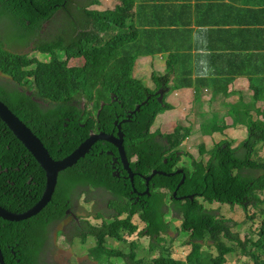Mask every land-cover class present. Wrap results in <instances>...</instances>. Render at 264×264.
Returning a JSON list of instances; mask_svg holds the SVG:
<instances>
[{"label": "trees", "instance_id": "obj_1", "mask_svg": "<svg viewBox=\"0 0 264 264\" xmlns=\"http://www.w3.org/2000/svg\"><path fill=\"white\" fill-rule=\"evenodd\" d=\"M116 1L114 10L79 9L76 13L71 10L74 0H0V27L6 31L18 30L21 47L34 44V52L50 56L49 62H43L27 54H15L5 49V44L10 43L4 44L0 40V72L11 78L0 80V100L45 142L47 135L55 136L53 142L59 137L69 153L89 135L87 128L94 123L87 120L75 101L78 97L96 98L95 111L100 108L101 101L108 103L98 118L99 126H105L109 115L110 126H115L117 116L127 118V110H136L140 105L132 120L122 124V131L126 135L128 157L139 156L132 169L144 175L151 171L156 161L162 170L171 171L177 161L171 152L182 143L179 138L190 133V129L179 125L171 133L152 129L161 114L173 109L166 101L169 92L194 88L195 101L202 105L200 97L205 85L212 87L209 88L212 101L220 92L226 96H238L243 89L236 91L231 86L239 76H245L253 92L251 101L244 103L241 94L238 102L226 106L229 115L238 118L237 123L248 126V137L238 149L232 148L228 142L210 151L201 146L200 152L203 156L209 153V159L195 162L192 169H187L178 194L195 197L184 206L186 220L174 237L169 235L167 208L162 194L145 197L141 203L135 204V191L143 192L145 189L142 178L137 175L132 183L123 174L115 177L112 169L106 167L110 158L106 153L81 159L60 173L48 212L43 210L40 215L19 222L0 218V245L5 264H17L19 258L20 264H43L42 257L51 238L49 216L52 215V222L58 220L55 206L66 203L74 192L80 195L82 186L103 189L104 198L113 196L108 206L114 212L113 217L99 212L89 198L85 202L96 209L93 216L101 223L84 220V227L74 223V238H80L83 244L94 241L88 253L91 259L99 261L98 264H113L114 259H120L124 264H243L244 259L238 251L248 255L247 249L254 264H263L259 254L264 250V239L256 240L249 235L243 242L240 233L234 230L241 219L251 222L256 217L263 219L264 214V160L253 159L257 146L264 145V124L259 119L253 121L251 115L253 109L261 104L259 101L264 100V73L245 65L239 67L234 56L221 60L213 58L210 63L195 68L193 56L179 51L186 46L182 39L183 29L194 17V23L199 27L221 20L222 27L216 30L217 33L225 35L230 48H233L235 34L240 33L243 44L237 47L245 50L253 41L264 38V0ZM99 2L92 0L90 4ZM61 11L70 18L67 24H71L74 30L56 38V34H52L49 40L40 39L43 25ZM81 14L86 16L85 21ZM175 14L177 19L173 20ZM253 18L256 20L252 21ZM60 51L65 52V59L56 54ZM157 54H169L167 73L152 76L157 87L151 90L134 73L141 55ZM75 57H82L86 64L82 68L69 67V61ZM200 69L205 76L199 81L205 84L194 82L195 70ZM162 87L169 92L160 101L155 94ZM104 92L114 93L119 102H113L110 96L105 97ZM198 116L202 120L203 134L218 130L215 127L217 116L207 118L203 113ZM67 118L73 119L68 127L65 126ZM81 124H85L86 129L80 128ZM106 131L112 132V129ZM47 146L55 160L62 158L58 146ZM165 158L168 164L164 163ZM18 167L27 168L28 177L19 180L15 186L13 181L18 176L14 174V168ZM172 179L179 184L182 176ZM170 181L162 176L154 179L157 186L169 185ZM45 184L44 169L0 119L1 206L10 211L20 210L22 198L27 197L33 202L32 206L37 202L35 198H40L43 193ZM214 203H217L215 208L209 207ZM175 204L180 207L182 203ZM223 208L230 211L240 208L243 218L226 214ZM250 211H254L253 216ZM134 214H139L145 223L140 232L138 226L132 224ZM262 228L264 232V220ZM134 232H138L139 237L149 238L147 247L135 241L130 242L129 251L126 247H114L115 242L127 244L124 236ZM184 234L188 239L180 248L187 246L189 253L183 261L174 258V252L177 240Z\"/></svg>", "mask_w": 264, "mask_h": 264}, {"label": "clouds", "instance_id": "obj_2", "mask_svg": "<svg viewBox=\"0 0 264 264\" xmlns=\"http://www.w3.org/2000/svg\"><path fill=\"white\" fill-rule=\"evenodd\" d=\"M91 1L92 0H89L88 2H86V4L84 6H79L78 5V2H75L74 1L73 6L76 5V10L86 9L87 11H94V10H89V7L102 5L101 0H100L99 4H92V5L90 4ZM116 6H117V4L115 5V7L113 9L109 8V9L102 10L100 12H104V11H107V10H114L116 8ZM95 11H99V10H95ZM75 12L77 13V11H75ZM62 13L61 12H58L56 16L62 15ZM81 15L83 16V20L85 21L86 20V16L84 14H81ZM172 18H173V20H176L177 19V14L173 15ZM194 18L187 25V27L183 29L184 34L182 36V39H183V42H184V44L186 46H182L181 47V49L179 51L181 54L182 53H190V51H192V54L191 55L194 57V56H196V54L193 53L194 47L195 46L196 47L198 46L199 49H197L198 51H196V53L197 52L200 53L199 55H201L202 58H204L205 61H207L208 63H210L213 58H216L218 60H221L223 58H226L227 59V58H232L234 56L238 60V62H239V67H244V65H245V54H244L245 53V50L239 49L237 47V45L235 46V37L232 40L233 48H230V44H228V45H222V46L216 45V44H214L212 42H214L215 40H221L220 39V36L222 34H218L217 31H216L217 29H211L210 28V24H207L206 27H199V26H197L194 23ZM223 36H225V35H223ZM237 50L239 51V53H238ZM158 56H162L164 58L165 64H166V69H167L169 54L168 55L167 54H157L155 56H144V55H141L137 59V63L136 64L139 65L140 60H142L143 58H147V57L156 58ZM69 63L72 65L73 58L69 61ZM85 64H86L85 63V60L83 59V63L81 64L82 66H80V67L71 66V67L72 68H82ZM135 70H136V68H135ZM166 73H167V70H166ZM155 74L158 75V76H164V75H166V74H159L156 71H152V73H151V82L154 83L155 88L152 89V87H148L151 90H155L156 87H157V85L155 84V82L153 80V77H152ZM134 75H135V77L137 79H139L141 81L142 78H139L140 77L139 74L136 75V71H135ZM172 78H173V75L171 76V81L173 80ZM145 85H147V84H145ZM162 88H164V87H162ZM160 89L157 91V93H159V98H158L159 100H160V97H161V93H160L161 90ZM164 89L167 90V88H164ZM182 89H185V88L176 89L175 91L173 90L171 92H169V90H167V91H165V93H162L163 98H164V96L169 92L168 95H167V98H166V101L168 102V100H167L168 99V96H169V99H170L171 94L173 92H175L174 95L177 96V98H178V101L176 102V104H173V103L168 102L169 104H171L173 106V109L172 110H175V109L180 108V104L183 102V100H182L183 98L182 97H183V95L185 93H183ZM192 93L194 95V100L191 101V104L192 105L191 106H188L187 114L190 115L191 112L194 111V110H196V114H195L196 116H198L199 113H203V114H206V115L207 114H211L213 112L212 111V108H211V106L213 105V101L211 100V98H209V100H207L209 103H206V101H205L204 104H203V102L201 101L202 102V105L196 106L197 103L199 104V102H196L195 101L196 91L194 90ZM103 94H104L105 97L111 95L110 98H112V101L113 102H116V101H114V99L117 98V97L115 96L114 93L111 94V93L104 92ZM163 98L160 101H163ZM91 100H93V99H91ZM147 101L146 102H143V104L147 103ZM238 101H239V99H237L235 101H226L225 98H223V99H216V102L219 104V107H218V113H216V116L218 117V119H217V126H215V127H217L218 130L217 131H214L212 134H209V135L203 134V131L201 130L202 137L203 138H210L211 142L214 143V145L211 148H207L204 144H202V145L205 146V150L210 151L213 148H215V146L221 145V143H226V142L230 143L231 146H232V148L238 149L245 142V140L248 137V126H243V125L237 123V119L238 118L236 116L229 115V110H228V107L226 106V105H229V104H234V103H236ZM250 101L251 100L247 101L246 98H245V96H244V103L249 104ZM96 102H97V99L95 98L94 99V104L91 107H89V106H81L80 107L83 111H84L83 108H86V109L93 108V111H94L93 118L94 119L87 118L88 121L93 120V122H94L93 123V126H99L100 121H99L98 118L100 116V113H101L102 109L105 107V105L108 104L106 101H101L100 102V108L95 111ZM102 102H104V103H102ZM138 106H140V105H137L136 106V109H137ZM223 106L226 107L227 109L222 112L220 108L223 107ZM183 110H184V108H183ZM97 111H98V117L95 115V112H97ZM128 111H133L128 116V118L123 119V118H120L118 116V121H116L117 119L115 120V124L117 126H120L121 127V132H122L121 136L119 135L120 127L118 128V130H117L116 133H112L111 132L112 134H114L116 137H118L120 139H122L123 138V135H124V132L122 131V129H123L122 128V124L125 123V122H130L132 120L133 116L135 115L136 111H139V110H127L126 117H127V114L130 113ZM169 111H171V110H169ZM166 112H168V111H166ZM164 114H162V115H164ZM84 115H85V113H84ZM251 115H252V120L253 121H255L256 119H259V121L262 124H264V119H263V117H264V110H263V107L261 106V104H259V107L253 109V111L251 112ZM86 116L89 117V115H86ZM160 117H163V116H160ZM120 119H122V120H120ZM66 120H67V123L65 124V126L68 127V123L71 122L73 119L67 118ZM172 124H176V126L179 125V126H181V128L184 126V125L177 124V123H172ZM172 124H169L168 126H172ZM188 126H192V125H188ZM79 127L82 128V129H86L87 126H85V124H81V126H79ZM152 129H154V128L152 127ZM156 129H160V127H157ZM100 131L105 132L103 130H100ZM161 131L163 133H171V132H168V131H163V130H161ZM238 131L241 132V135L240 136H236V133ZM102 132H99V134H101ZM191 132H192V130L190 129V133H188V135H184L183 138L182 137L179 138V140L182 139V143L180 144L179 147H176L174 149V152L177 153V155H175L174 152H171V153H173V155L177 159L175 166H178L177 168H181V169H174L173 170V168L175 167L174 166L172 168V170H173L172 173H169L172 170L169 171V172L162 170L160 164L156 161L152 165L151 171L149 173H146L144 175L143 174H137V173H135L133 171L132 164H134V163H136L138 161V159H139L138 154L137 155H132V156L128 157L127 152H126V149H125V153H124V156H123V154L120 153L119 146H117L115 143H113L111 141H108L106 139H102L101 140V141L106 142V143H111L113 146L116 147L117 150L115 148H114L115 150L112 149V148L111 149L114 152H118V155L122 158L123 162H125L126 167L130 163L129 160L132 162L131 163V166L129 168L127 167V172H128V175H129V178H130L131 182L133 183L134 178L138 175L140 178H142V180L144 181V184H145V189L143 190V192H137V191H135V195H139V194L140 195H144V197L141 199V201L145 197H151L152 198L155 194H159L160 193V194L163 195L164 202L166 204L165 208H167V213H170L171 219L172 218H175V219L178 220V223H180L179 230L182 228L181 227V224L183 225V222L186 220V213L184 211V206L187 204V202L193 201L194 200V197H195L192 194H186V195H179L178 194V192L180 190V186L182 185V182L184 183V181L186 179L187 171H188L187 169H192L193 168V164L195 162H201L202 160L207 161L209 159V153H207L208 156L207 155H204L203 156V153H201L200 150H199V155L202 156L203 158H201L199 160L197 159L196 161L193 160L192 163L189 164V165L184 160L181 159L182 156H183V153H187V152H183L181 148L186 143L185 140L190 136ZM184 133H186V132H184ZM245 133H246V136L244 135ZM231 135H234L233 138L230 137ZM45 137H46V140H47V142H46L47 144H52L53 146H55V145L58 146V151H59L60 155L62 156V158L61 159H58V161H63V160H65V159H67L69 157L68 151L66 149H64V143L61 142V140H60L59 137H58V139L55 140V142H53V139L55 138V136L47 135ZM215 140H217L218 142H216ZM96 145L97 144H95L94 145V148H92L91 151L84 158H82V159H86L88 156L95 157L97 154H99L100 149L96 148ZM134 146H135V144H134ZM201 146H200V149H201ZM243 151L245 152V150H243ZM104 153H106L108 156L109 155H111V156L114 155V153L112 151H111V153L110 152H102L99 155H103ZM133 157H134V159H133ZM128 158H129V160H128ZM258 158L261 159V160H264V145L263 144H259L257 146L256 152L253 155V159H258ZM165 160H168V159L165 158ZM78 162L76 164H78ZM76 164H74L73 166H75ZM68 168H70V167H68ZM112 173H113V175L115 177H118L116 175V171L115 172L112 171ZM177 175H181L182 176V179H181V181H180L179 184H176V181L174 179H172V178H174ZM157 176H162V177H166V178L171 179L169 185L157 186L156 183L154 182V179ZM80 189H81V191H79L80 192V195H77L74 192V193L70 194V197H69V199H68V201L66 203L61 204L60 206H55L54 209L57 210V213L55 215H58L59 216V219L52 222V221H50V218H51L52 215L49 216V222H50V225H49V234H50V237H51L52 228L54 226L63 225V227L59 231V234L61 236H63L65 238V240H68V242L70 244H73L74 242H79L82 245V247H87L89 243L94 242V241L93 240H90L88 243L83 244V241L80 238H74L73 237L74 223L77 224V225H79V226L84 227L85 225L82 224V222L84 220H88L90 222H92V220H89L87 218H80L79 215H77V213H76V205L78 206L79 203H80V201H83V205H85L86 207L92 208L91 205H89V204H87L85 202V200H88L89 198H92L91 201H93L95 203V207H97L96 198H99V197L104 198L102 196V194H103L104 191H103V189H99V188H96L95 189L93 187H83V186L80 187ZM109 197H113V196H109ZM135 198H136V196H135ZM53 200L48 205H46L41 211H39L36 215H34V216L40 215L43 210H45L46 212H48L51 209V208H48V206L53 202ZM141 201L137 202V199H136L135 200V202H136L135 204H139V203H141ZM175 202H181L182 204H181L180 207H178L175 204ZM74 207H75V209H74ZM70 209L72 210L73 214H71L70 216H68L67 215V212L70 213ZM249 213L253 216L254 211H250ZM123 215H128V214L127 213H124ZM91 216L94 218L93 220H96L95 217L93 216V213L91 214ZM135 217H137L139 219V221L144 224L143 228L140 229L139 225L136 224V222L134 221V218ZM0 218L3 219L2 217H0ZM30 218H32V217H30ZM30 218H28V219H30ZM256 218H257L260 226H256V227H253L252 226L251 229H250V232H248V233L258 234L259 235V238L262 237L264 239V232H263V228H262V221L264 219H259L258 217H256ZM171 219H167V221L169 223V228H170L169 229V232L173 229L172 224L170 223V221H172ZM254 219L255 218H253L251 220V222L254 221ZM96 221H98V220H96ZM10 222H16V221H10ZM132 222H133L132 223L133 225L138 226V228H139L138 229V232L142 231L144 229V227H145V223L142 221L141 216L139 214H134L132 216ZM92 223H94V222H92ZM94 224H96V223H94ZM234 231L239 232L238 228L235 229ZM138 232H136V233L134 232L131 235L126 234L124 236V240H127L128 241L127 244L129 246H130V242H134V240H131L130 241L129 239L131 237H133V236L139 237L137 235ZM240 236L243 239L241 233H240ZM186 237H188V235ZM50 241H51V238H50ZM118 243H120V242H118ZM125 245L126 244L121 243L120 246H116V247H126ZM47 247H48V245H47ZM90 247L91 246L87 247L88 251H89V248ZM42 250H43V246L40 248V253L42 252ZM238 252L240 253V256L244 259L243 260V264H246V263H248V264H254V262L250 260V256L251 255H250V252H249L248 249L246 251V253L248 255H245L244 252L241 251V250H239ZM259 256H260L261 263L264 264V250H262V252L259 254ZM91 260L94 261V262H96L97 264L99 263V261L95 260L94 258L91 259ZM20 261H21L20 258L17 259V264H20Z\"/></svg>", "mask_w": 264, "mask_h": 264}, {"label": "rangeland", "instance_id": "obj_3", "mask_svg": "<svg viewBox=\"0 0 264 264\" xmlns=\"http://www.w3.org/2000/svg\"><path fill=\"white\" fill-rule=\"evenodd\" d=\"M74 1L78 2L79 6H84L86 2H88L89 0H74ZM101 2H102V5L89 7V10L102 11V10L109 9V8L113 9L117 3L116 0H101ZM71 10H73L74 12L77 11L76 5H74ZM63 13L62 15L56 16L52 21L47 22L43 25L44 30L39 36L40 39L44 38L45 40H49L51 38L50 35L52 34L54 35L56 34L55 36L56 38L60 35H63L65 33H68L74 30L71 24H67V22L70 21V18L66 14L64 16ZM220 24H221V20H213L210 23V28L211 29L221 28L222 25ZM0 40L1 42L3 41V43L4 42L10 43V45H6L5 43L4 44H5V49L9 50L12 53L20 54V55L28 54L32 58L34 57L38 58L39 60L43 62H49L50 60V56L41 54L37 51L34 52V46H35L34 44L31 45V47L29 45L27 48L21 47V45L18 44L19 43V31L18 30L6 31L0 27ZM56 54L63 57V59H65L64 51L56 52ZM155 59L156 61H154L153 64H148L145 68H140V66L137 65L136 70H135L136 75L139 74L140 76L139 78H142L141 82L143 84H147L148 85V86L146 85L147 87H152V89L155 88L154 83L151 82L152 71H156L159 74H166V64H165L164 58L162 56H158ZM73 63L72 65L69 63V66L70 67L71 66L80 67L82 66L81 64L83 63V58L75 57L73 58ZM2 79L10 80L11 78L6 75H3L0 72V80ZM242 85L246 86V83L242 82ZM209 87L212 88L211 86ZM174 94L175 92L171 94L170 99L168 96L167 100L170 103L176 104V102L178 101V98ZM182 98H183L182 99L183 102L180 104V108L168 111L164 115L161 114L160 116H163V117L159 116L157 118L153 128L154 130H156L157 127H160V130L172 132L174 130V127L176 126V124H172V123H177V124L184 125L183 127H186L192 130L190 136L185 140L186 143L181 148L183 152L188 153V154L183 153V156L181 159L184 160L189 165L192 163L193 160L196 161L197 159L199 160L203 158L202 156L199 155L200 146L202 144H204L207 148H211L214 145V143L211 142L210 138L202 137V132H201L202 120L199 116L195 115L196 110L192 111L190 115L187 114L188 106H191L192 105L191 101L194 100L193 93H190V95L184 94ZM245 98L247 101H249L252 99V95L245 93ZM75 101H77L80 106L91 107L94 104V99L90 100L89 98L85 96H80ZM206 103H209V102L206 100ZM259 103H261L262 107L264 106V100H260ZM196 106H200V104L197 103ZM218 107H219V104L215 102L211 106L213 112L211 114H207V115L205 114V116L207 118L216 116V113H218ZM220 109L223 112L227 108L223 106ZM169 124H172V126H168ZM188 125H192V126H188ZM240 135H241V132L238 131L236 133V136H240ZM244 135L246 136V133ZM233 136L234 135H231L230 137L233 138ZM215 141L218 142L217 140ZM109 199L111 198L107 196L105 198H102V197L96 198V203H97L96 209L102 214L111 218L113 217L114 212L111 208H108ZM216 204L217 203H214L212 206H209V207L215 208ZM96 209L93 210L92 208L86 207L85 205H83V201H80L78 206L76 205V213L77 215H79L80 218H87L89 220H92V222L96 224H100L101 220L99 221L93 220L94 218L91 216L92 213L96 214ZM222 211L226 214H232L236 217L239 216L243 218V213L240 208H237L234 211H230L227 208H223ZM167 214H168L167 219H171L170 213H167ZM263 219H264V214H263ZM171 220L172 221H170V223L172 224L173 229L169 232V235L171 237H174L176 235V232L179 231L180 223H178V220L175 218H172ZM134 221L136 222V224L139 225L140 229L143 228L144 224L141 223L137 217L134 218ZM239 224L240 225L238 227V230L243 237L242 239L243 242L246 241V238L249 235H252L254 238H256V240L259 239L258 234L248 233L250 232V229L252 226L253 227L260 226L257 218H255L254 221L252 222H248L247 220L244 221L243 219H241ZM62 227L63 225H57L52 228L51 241L42 258L43 264H97L96 262L91 260L89 253H88L89 251L87 249V247L94 245V242L89 243L87 247H82V245L79 242H74L73 244H70L68 240H65V238L59 234V231ZM184 236H186V234L182 235L177 240V244L175 246L177 250L174 252V258L178 260H183V261L185 260L186 256L189 253V249L187 246L180 248L181 244L184 243L188 239V237H184ZM129 240L140 242V245L145 246V247H147L149 244L148 238L133 236ZM120 245L121 243L115 242V247L120 246ZM125 246H126V251H129L130 246L128 244H126ZM113 264H124V263L120 259H114Z\"/></svg>", "mask_w": 264, "mask_h": 264}, {"label": "water", "instance_id": "obj_4", "mask_svg": "<svg viewBox=\"0 0 264 264\" xmlns=\"http://www.w3.org/2000/svg\"><path fill=\"white\" fill-rule=\"evenodd\" d=\"M161 93V92H160ZM163 95L161 93L160 100H162ZM136 110H140V106ZM0 119L8 126V128L13 132V134L20 140V142L25 146L33 158L40 164L46 173V184L43 193L40 198L38 196L34 201H37L31 206L32 201L27 198H22L23 202H20V210L10 211L1 206L0 202V217L7 221H23L30 217L36 215L41 211L46 205H48L55 197L56 190L59 184L60 173L65 171L68 167L73 166L82 158H84L102 139H106L115 143L120 148V153H125V141L126 135L124 133L123 138L120 139L114 134H109L110 132H102L101 134H90L80 142L79 146L75 148L72 152H68L69 157L63 161L55 160L52 155L47 143L39 136H37L23 121H21L10 108L0 100ZM95 131V130H94ZM121 127L119 135L121 136ZM65 149V144H64ZM26 170L27 168H14V174L18 176L13 183L21 179H26L28 177ZM8 172V169H7ZM33 179V177H31ZM29 181H27L28 183ZM183 184V182H182ZM2 194L0 193V196ZM21 200V199H20ZM23 212H16L22 211ZM0 264H5V259L0 245Z\"/></svg>", "mask_w": 264, "mask_h": 264}, {"label": "crops", "instance_id": "obj_5", "mask_svg": "<svg viewBox=\"0 0 264 264\" xmlns=\"http://www.w3.org/2000/svg\"><path fill=\"white\" fill-rule=\"evenodd\" d=\"M256 19H252V21H255ZM257 25V24H256ZM241 27L243 28L244 25H241ZM239 30H244L241 28H238ZM221 40H215L214 44L216 45H228L229 43L227 42V39L225 38V36L221 35L220 36ZM242 35L240 33L235 34V46L236 45H240L243 44L242 43ZM198 45V44H197ZM197 49L198 46L194 47V51L193 53L196 54V56L193 57V61H194V67H201L202 65H205V63L207 61H205L204 58H202L201 55H199L200 53H196V51H198ZM192 54V51H190L189 55ZM245 67H250L253 68L254 70H256L257 72L260 73H264V38L261 39H257L255 41H253L250 45H248L245 49ZM154 61H156L155 58L152 57H147L144 58L142 60H140L139 62V66L140 68H145L148 64H153ZM189 61V60H188ZM183 63V62H181ZM252 64V65H251ZM161 66V65H159ZM203 76H205L202 72L201 69L200 70H195V76H194V82H200L201 84H205L202 81H199L201 78H203ZM196 82V83H197ZM242 82L246 83V86L242 85ZM233 88V90L239 91L240 89H243L242 92H239L238 96H226L223 93H218V95L216 97L213 98V104L216 102V99H223L225 98L226 101H235L237 99L240 98V95L243 94V96H245V93L251 94L253 95V92L249 89V79L248 77L245 76H239V78L236 79V81L232 84L231 86ZM209 86L205 85L203 87V95L201 97V101L204 102L206 100H209L210 97H212L211 91L209 90ZM195 89L194 88H185L182 89L183 93L190 95V93H192ZM263 110H264V106H263ZM264 119V117H263Z\"/></svg>", "mask_w": 264, "mask_h": 264}, {"label": "flooded vegetation", "instance_id": "obj_6", "mask_svg": "<svg viewBox=\"0 0 264 264\" xmlns=\"http://www.w3.org/2000/svg\"><path fill=\"white\" fill-rule=\"evenodd\" d=\"M160 90H161V91H160L161 93H165V91H167L168 89L165 90L164 88H161ZM110 96H111V95H110ZM155 96H156V98L158 99V98H159V93L156 92ZM151 97H152V95L149 96L148 99H150ZM114 101L119 102L117 98H115ZM102 103H104V102H102ZM83 109H84V113H85V115H89L88 118H92V119H94V118H93V114H94L93 108H91V109L83 108ZM128 112H130V113L127 114V118H128V116H129L133 111H128ZM95 115L98 117V111L95 112ZM123 119H125V118H123ZM116 121H118V116H117V120H116ZM110 123H111V115H109V116L106 118L105 126H90V128H88V130H89L90 134H97V133H99V132H102V131H100V130H103V131L106 132V130H108V129H112V133H116L117 130H118V128H119L120 126H117V125L115 124V122H114L115 126H110ZM94 130H95V131H94ZM107 133H108V132H107ZM109 134H111V132H110ZM111 146H112L113 148L116 149V147L113 146L111 143H106V142H103V141H99V142L97 143V145H96V148L100 149L99 154H101L102 152H110V153H111V151H112V152L114 153V155H113V156L109 155L110 158L107 159V161H106V167H107L108 169H112L113 172L116 171V175L118 176V178L123 174V175H124V178H125V179H128V178H129V175H128V172H127V167L129 168V167L131 166V163H132V162H131V161L129 160V158H128V160H129L130 163L127 161L129 164H128L127 167H126L125 162H123L122 158L118 155V152H114V151L111 149ZM93 148H94V147H93ZM116 150H117V149H116ZM133 159H134V157H133ZM164 162H165V164H167V163H168V160H165ZM177 167H178V166H175V167L173 168V170H174V169H181V168H177ZM173 170H172L171 172H169V173H172ZM137 174H139V173H137ZM134 177H135V176H134ZM129 179H130V178H129ZM135 196H136L137 202L141 201V199L144 197V195H140V194H139V195H135ZM135 203H136V202H135ZM74 209H75V207H74ZM13 211H15V210H13ZM71 214H73V212H72V210L70 209V213L67 212V215L70 216ZM0 227H1V224H0ZM0 239H2V235H1V233H0Z\"/></svg>", "mask_w": 264, "mask_h": 264}]
</instances>
